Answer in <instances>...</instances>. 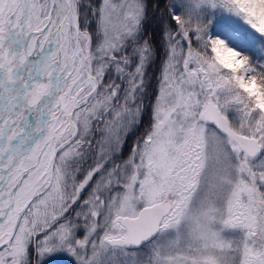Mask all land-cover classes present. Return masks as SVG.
I'll return each instance as SVG.
<instances>
[{"label":"snow or ice","instance_id":"obj_1","mask_svg":"<svg viewBox=\"0 0 264 264\" xmlns=\"http://www.w3.org/2000/svg\"><path fill=\"white\" fill-rule=\"evenodd\" d=\"M264 264V0H0V264Z\"/></svg>","mask_w":264,"mask_h":264},{"label":"rangeland","instance_id":"obj_2","mask_svg":"<svg viewBox=\"0 0 264 264\" xmlns=\"http://www.w3.org/2000/svg\"><path fill=\"white\" fill-rule=\"evenodd\" d=\"M68 258H62L55 261V264H67Z\"/></svg>","mask_w":264,"mask_h":264}]
</instances>
